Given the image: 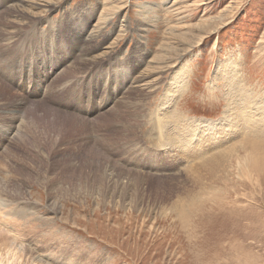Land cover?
<instances>
[{"label":"rangeland","instance_id":"1","mask_svg":"<svg viewBox=\"0 0 264 264\" xmlns=\"http://www.w3.org/2000/svg\"><path fill=\"white\" fill-rule=\"evenodd\" d=\"M116 1L59 0L31 16L18 10L24 0H0L4 262L264 264V131L242 137L222 117L229 84L264 98V0H127L125 30L108 23L90 37L104 3ZM170 27L191 28L193 47L153 73L156 89L137 87ZM247 138L260 143L242 166L236 157L215 171L200 165Z\"/></svg>","mask_w":264,"mask_h":264},{"label":"bare ground","instance_id":"2","mask_svg":"<svg viewBox=\"0 0 264 264\" xmlns=\"http://www.w3.org/2000/svg\"><path fill=\"white\" fill-rule=\"evenodd\" d=\"M118 1V3H115V2H109V3H104V5H103V7H102V9H101V12H99V14H98V16H97V22L94 24V27L92 28V30H91V32H90V37H96L98 34L99 35H101L102 34V32H103V30H104V27H105V25L106 24H108V23H113L114 25L118 22V24L115 26L116 28H119L118 29V32L119 33H121V32H123L125 29H124V26H125V24H126V19H125V17H122V15H121V13H122V10L124 9V7H125V1H127V0H117ZM116 1V2H117ZM57 2H59V0H24V3H25V5L24 6H21V7H19V11L20 12H22V13H26L27 15H34L35 13H37V12H41V14H42V12H45V11H48V10H51L53 7H54V5L57 3ZM60 5V4H59ZM58 5V6H59ZM15 7V6H14ZM99 7V6H98ZM11 8V7H10ZM56 7H54V9H55ZM12 9V8H11ZM10 9V10H11ZM75 9V8H74ZM25 10V11H24ZM12 11H14L13 9H12ZM11 13H13V12H11ZM1 14V13H0ZM6 15H8V14H6ZM43 15V14H42ZM121 16V17H120ZM154 17H155V15H153ZM28 17V16H27ZM34 17V16H33ZM36 17H38V16H36ZM143 17V16H142ZM145 17V16H144ZM44 19V18H43ZM42 19V20H43ZM146 19H147V16H146ZM146 19H140V21H139V26H141V28L142 29H144L143 27L146 25L145 24V20ZM156 19V18H155ZM17 20H19L20 21V19H17ZM22 20V19H21ZM37 20V19H36ZM35 20V21H36ZM39 20V19H38ZM151 20V19H150ZM24 22V21H23ZM156 22V21H155ZM21 23V22H20ZM23 24V23H22ZM26 24V23H25ZM35 24V23H34ZM20 25V24H19ZM146 26H148V25H146ZM209 26H211L210 24H208V25H206V24H201L200 26H198L199 28H207V27H209ZM214 26V25H213ZM217 26H218V24H217ZM216 26V27H217ZM35 28V27H34ZM197 28V25L196 26H194L193 25V29L195 30ZM199 28H197V30H202V29H199ZM213 28V27H212ZM210 29V28H209ZM216 29V28H215ZM23 30V29H22ZM38 30V29H37ZM139 30V29H138ZM145 30V29H144ZM143 30V31H144ZM210 30H212V29H210ZM184 31V30H183ZM192 31V29L191 28H188V30H187V32H179L178 30H176L174 27H170V28H168L167 30H166V32H165V41L162 43V45H161V48H162V51L160 52V53H158L151 61H150V63H148L149 65L147 66V69L144 71V72H142V71H140L141 72V75H137V77H135L134 78V83H135V85H137V87H145V86H153L154 84L153 83H155L154 82V80L155 79H157L156 77H155V79H151L150 77H152V75H153V73H157V75L158 74H161L162 72H164L165 70H167L168 68H171V66H172V63L173 62H176L183 54H185L187 51H189L192 47H193V45H194V40L191 42V40H190V32ZM203 33H205V31L203 32ZM124 34V33H123ZM88 35V36H89ZM37 36H39V34L37 35ZM201 36V35H200ZM209 36V35H208ZM197 38H199V37H197ZM202 38V37H201ZM90 39V38H89ZM183 39L186 41H189L190 40V42L189 43H187V41L185 42V43H187V45H190L189 46V48H182L180 51H179V47H178V43L179 42H181V41H183ZM189 39V40H188ZM200 39V38H199ZM86 40V39H85ZM88 40V39H87ZM91 40H93V39H91ZM90 40V41H91ZM203 40V39H202ZM118 41V40H117ZM198 41H201V40H198ZM112 42V41H111ZM110 42V43H111ZM89 43V42H88ZM91 43V42H90ZM94 43V42H93ZM109 43V44H110ZM114 42H112V44H113ZM139 43V42H138ZM198 44V43H197ZM92 45V44H91ZM187 47V46H186ZM114 48V47H113ZM11 50V49H10ZM92 51V50H91ZM179 51V52H178ZM90 53V52H89ZM174 54H176V55H174ZM189 55V54H188ZM37 56V55H36ZM91 56H93V55H91ZM80 60V59H79ZM93 60H95V59H93ZM150 60V59H149ZM181 60V59H180ZM226 60V59H225ZM95 61H97V60H95ZM78 63V62H77ZM83 63V62H82ZM178 63V62H177ZM79 65H81L80 64V62H79ZM82 65H84V64H82ZM76 66H77V64H76ZM88 65H86V67H87ZM71 67V66H70ZM84 67H85V65H84ZM173 67V66H172ZM112 69V68H111ZM141 68H139V70H140ZM70 70V69H69ZM72 70V69H71ZM113 70V69H112ZM111 70V71H112ZM118 70V69H117ZM136 70H137V68H136ZM72 71H74V70H72ZM65 72H68V71H65ZM115 72V71H114ZM121 72V71H120ZM124 72V71H123ZM166 72V71H165ZM116 73V72H115ZM67 74V73H66ZM85 74V73H84ZM109 74V73H108ZM114 74V73H113ZM163 74V73H162ZM165 74V73H164ZM117 75V74H116ZM185 75V74H184ZM224 75V72H223V70L221 69V63L220 62H217L216 63V67H215V72H214V76H213V79H219L220 77H222ZM134 77V76H133ZM172 78H174L175 80H181L182 82H183V84L181 85V84H176V86H173L174 88L175 87H181V90H180V93L182 92V91H184L185 89H186V86H185V80L183 79V72H181V71H176V72H174V74H173V76H172ZM185 78V77H184ZM237 79V78H236ZM240 79H238V81H239ZM234 81H235V79H234ZM53 82V81H52ZM168 82V81H167ZM246 82V81H245ZM136 83H139V85L138 84H136ZM242 83H244V82H242ZM241 83V84H242ZM57 84V83H56ZM156 84V83H155ZM159 84H161V81H160V83ZM2 85V84H1ZM163 85V84H162ZM230 85V86H229ZM228 86H229V88H228V90H226L227 91V94L226 95H228V97H227V101H228V105L226 106V110L224 111V113H223V116L222 117H224V121L226 122V124L229 126V128L231 127V129H233V127H235V129L237 128H239V129H243V127H244V129H243V131H241V130H239V132L242 134H240L242 137H244L243 135H244V132H249V133H253V132H255V131H257V132H259V131H264V98H259V100L260 101H255V100H253V94L251 93V92H246V94H241V92H240V90L238 89V85L236 84V86H235V83L232 85V84H229ZM4 86V85H3ZM158 86V85H157ZM241 86V85H240ZM243 86V85H242ZM5 87V86H4ZM9 87V86H8ZM130 88V87H129ZM132 88V87H131ZM135 88V87H134ZM133 88V89H134ZM146 88V87H145ZM145 88H143V89H145ZM154 88L156 89V87H155V85H154ZM158 88V87H157ZM240 88H242V87H240ZM154 89V90H155ZM159 89V88H158ZM4 90V89H3ZM135 91H136V89H134ZM134 90H133V92H134ZM141 90H142V88H141ZM174 90V89H173ZM172 90V91H173ZM243 90V89H242ZM246 90V89H245ZM132 91V90H131ZM137 91H138V89H137ZM145 90H143V92H144ZM248 91H251L250 89L248 90ZM253 91V90H252ZM141 92V91H140ZM139 92V93H140ZM147 92V91H146ZM166 94H171V91H170V89L168 88V89H166ZM178 92V91H177ZM16 93V92H15ZM139 93H136V94H138L139 95ZM145 93V92H144ZM148 93V92H147ZM243 93V92H242ZM4 94H5V92H4ZM135 94V95H136ZM141 94H142V92H141ZM165 94V95H166ZM177 94H179V93H177ZM176 94V95H177ZM3 95V94H2ZM17 95V94H16ZM47 95V94H46ZM130 95H131V92H130ZM143 95H145V94H143ZM150 94H148V96H149ZM255 95V94H254ZM263 95V94H262ZM11 96V95H10ZM129 96V95H128ZM147 96V97H148ZM2 97V96H1ZM16 97V96H15ZM125 97H127V96H125ZM130 97V96H129ZM140 98H141V96H139ZM168 97V99H169V96H167ZM7 98V97H6ZM12 98V97H11ZM10 98V99H11ZM138 98V97H137ZM140 98H138V99H140ZM257 98V97H256ZM9 99V100H10ZM121 99V98H120ZM144 99V98H143ZM168 99H167V101H168ZM128 100V99H127ZM142 100V99H141ZM18 101V100H17ZM24 101V100H23ZM167 101L166 102H164V103H167ZM138 102V101H137ZM136 102V103H137ZM160 102V101H159ZM128 103V102H127ZM126 103V104H127ZM136 103H134V105H136ZM123 104V103H122ZM122 104H120V105H122ZM129 104H130V102H129ZM138 104V103H137ZM159 104V103H158ZM35 105H37V104H35ZM42 105V104H41ZM131 105V104H130ZM133 105V104H132ZM164 105V104H163ZM172 105V104H171ZM174 105V104H173ZM46 106V105H45ZM129 106V105H128ZM159 106V105H158ZM167 106V105H166ZM87 107V106H86ZM114 107V106H113ZM45 108V107H44ZM117 108V107H116ZM119 108H120V106H119ZM122 108V107H121ZM124 108V107H123ZM161 108H163V106L162 107H160L159 108V110L161 109ZM2 109V108H1ZM113 109H115V107L113 108ZM113 109H112V107H111V110L113 111ZM110 110V111H111ZM117 110L118 109H116V112H117ZM132 110V109H131ZM157 110V109H156ZM155 110V111H156ZM171 110H174V109H171ZM254 110V111H253ZM54 111V110H53ZM109 111V110H108ZM107 111V112H108ZM122 111H124L123 109H122ZM121 111V112H122ZM129 111V110H128ZM134 111V110H133ZM133 111H130L131 112V114H133L132 112ZM135 111L137 112V110L135 109ZM161 111H162V109H161ZM115 112V111H114ZM115 112V113H116ZM125 112H126V110H125ZM154 112V111H153ZM175 112H176V110H175ZM13 113V112H12ZM118 113V112H117ZM177 113V112H176ZM105 114H107V113H105ZM170 114H172L171 112H170ZM173 114H174V112H173ZM12 115V114H11ZM102 115V114H101ZM109 115V114H108ZM111 115V114H110ZM124 115V114H123ZM130 115V114H129ZM178 115V114H177ZM144 116V115H143ZM163 116H165V115H163ZM170 116V115H169ZM174 116V115H173ZM175 116H176V114H175ZM258 116H260V118L258 119L257 117ZM102 117V116H101ZM104 117V116H103ZM107 117V116H106ZM113 117V116H112ZM125 116H123L122 118H124ZM155 117V116H154ZM178 117V116H177ZM176 117V118H177ZM149 118V117H148ZM160 118V117H159ZM159 118H157V119H159ZM174 118V117H173ZM193 118V117H192ZM179 119V118H178ZM177 119V120H178ZM185 119H188V118H185ZM191 119V118H190ZM202 119V118H201ZM205 119V118H204ZM93 120H94V118H93ZM114 120V119H113ZM155 120V119H154ZM165 120V119H164ZM170 120V119H169ZM197 120H199V119H197ZM196 120V122H194L195 123V125H197V126H199L200 124V122L199 121H197ZM221 121L223 120V118H221L220 119ZM219 120V121H220ZM97 121V120H96ZM95 121V122H96ZM119 121H121V120H119ZM175 121H176V119H175ZM180 121V120H179ZM188 121H189V119H188ZM108 122V121H107ZM138 122V121H137ZM171 122H173V121H171ZM176 122H178V121H176ZM181 122V121H180ZM210 122H212V121H209L208 123H210ZM97 123V122H96ZM101 123V122H100ZM123 124H124V122H122ZM125 123H126V121H125ZM144 123V122H143ZM149 123V122H148ZM155 123V121H153V124ZM159 123V122H158ZM168 123V122H167ZM212 124V123H211ZM211 124H209V125H211ZM242 124V126H240ZM74 125H75V123H74ZM80 125V124H79ZM163 125V124H162ZM166 124H164V126H165ZM244 125V126H243ZM154 126H155V124H154ZM184 126V125H183ZM80 127V126H79ZM119 127V126H118ZM122 127V126H121ZM163 127V126H162ZM166 127V126H165ZM220 127V126H219ZM116 128H117V126H116ZM153 128V127H152ZM156 128V126L154 127V129ZM159 128H161L160 126H159ZM172 128V127H171ZM197 128V127H196ZM208 128H209V130L208 131H211V129H212V126H208ZM115 129V128H114ZM123 129V128H122ZM163 129H165V128H163ZM167 129H168V126H167ZM124 130V129H123ZM122 130V131H123ZM134 130V129H133ZM170 130V129H169ZM172 130V129H171ZM115 131V130H114ZM118 131V130H117ZM159 131H160V129H159ZM168 131V130H167ZM236 131V130H235ZM96 132V131H95ZM153 132V131H152ZM156 131H154V133H155ZM162 132L163 131H161V134H162ZM176 132V131H175ZM160 133V132H159ZM158 133V134H159ZM25 134V133H24ZM156 134V133H155ZM160 134V135H161ZM164 135H165V132L163 133ZM246 134V133H245ZM136 135V134H135ZM164 135H163V137H164ZM239 135V136H240ZM261 135V134H260ZM162 136V135H161ZM103 137V136H102ZM166 137V136H165ZM168 137V136H167ZM258 137V136H257ZM159 138V137H158ZM169 138V137H168ZM175 138V137H174ZM103 139V138H102ZM113 139V138H112ZM117 139V138H116ZM165 139V138H164ZM178 139H180V137L178 138ZM177 139V140H178ZM186 139V138H185ZM188 139V138H187ZM191 139V138H190ZM238 139V138H237ZM22 140V139H21ZM159 140V139H158ZM167 140V139H166ZM176 140V141H177ZM160 141V140H159ZM169 141V140H168ZM188 141V140H187ZM232 141H234V140H232ZM172 142V141H171ZM171 142H169V143H171ZM179 142V141H178ZM106 143V142H105ZM111 143H113L112 141H111ZM175 143V142H174ZM180 143V142H179ZM193 143H195L194 142V140H193ZM230 143V142H229ZM259 143H260V141H254V139H244V140H241L240 141V143H238V144H236V145H232L231 147H229L228 149L226 148V150L225 151H221V152H219V153H217V154H215V155H213V154H210V155H208V156H206L205 158H203V159H201V160H203L201 163H200V165L202 166V167H208V166H210L209 167V169H211L212 171H215V170H217L219 167H226L227 165H228V163L230 164V162L233 160V158L234 157H236V161L238 162V164H239V166H242V162L244 161L243 159L245 158V157H247L249 154V152L251 153V150H250V148H252V150H253V148L254 147H258L259 146ZM167 144V143H166ZM181 144V143H180ZM185 144L187 145V143L185 142ZM188 144H189V141H188ZM102 145H104L103 143H102ZM176 145V144H175ZM191 145V144H190ZM81 146H83V145H81ZM101 146V145H100ZM168 146V145H167ZM171 146V145H170ZM169 146V147H170ZM192 146V145H191ZM12 147V146H11ZM93 147V146H92ZM95 147V146H94ZM89 148V147H88ZM179 148H181V147H179ZM192 148H193V146H192ZM213 148H216L215 146L213 147ZM90 149H91V147H90ZM241 149H243L244 150V152L247 154V155H245L244 157L243 156H238V155H240L239 154V150H241ZM168 150H169V148H168ZM90 151V150H89ZM100 151V150H99ZM254 151V150H253ZM4 152V151H3ZM103 152H105V151H103ZM212 152V151H211ZM8 153V152H7ZM107 153V152H106ZM264 154V153H263ZM262 154V155H263ZM206 155V154H205ZM251 155H253L252 153H251ZM256 156V155H255ZM201 158V157H200ZM247 159H248V157H247ZM254 159V158H253ZM1 160V159H0ZM83 160V159H82ZM251 160V159H250ZM248 161V160H247ZM198 162V161H197ZM197 164V163H196ZM237 164V165H238ZM245 165V164H244ZM247 165V164H246ZM198 166H199V163H198ZM195 167V166H194ZM193 167V168H194ZM230 167V166H229ZM238 167V166H237ZM192 168V169H193ZM198 168V167H197ZM190 169V168H189ZM237 169V168H236ZM241 169V168H240ZM195 170V169H194ZM248 170V169H247ZM189 172H191V171H189ZM250 172V171H249ZM192 173V172H191ZM229 174V173H228ZM250 174V173H249ZM193 175H194V173H193ZM236 175V174H235ZM253 175V174H252ZM236 176H238V175H236ZM247 176V175H246ZM240 179H244V178H241V176H238ZM223 178H225V177H223ZM229 179V178H228ZM248 179V178H247ZM221 184V183H220ZM2 185H4V184H2ZM218 185V184H217ZM224 186V185H223ZM222 186V187H223ZM1 189V188H0ZM218 189V188H217ZM208 190V189H207ZM217 191V190H216ZM6 192V191H5ZM207 192V191H206ZM4 193V192H3ZM208 194H210V193H208ZM8 197V196H7ZM8 198H11V197H8ZM197 198V197H196ZM195 198V199H196ZM188 199V198H187ZM197 200V199H196ZM188 203V202H187ZM182 205V204H181ZM217 205V204H216ZM188 207V206H187ZM52 209H55V208H52ZM54 212H55V210H54ZM1 230H4L7 234H9L6 230H5V228H2V227H0V240H4L5 238V235H3L2 233H1ZM17 237H14L13 239H14V241H17V239H16ZM14 243V242H13ZM13 243H11V244H13ZM10 246V245H9ZM18 247H20L21 248V250H22V247L21 246H18ZM1 248V247H0ZM16 249V248H15ZM18 249V248H17ZM6 252V251H5ZM14 252V251H13ZM9 253V252H8ZM1 252H0V264H6L5 262H4V260H3V258H2V256H1ZM15 257V256H14ZM39 264V263H38Z\"/></svg>","mask_w":264,"mask_h":264}]
</instances>
